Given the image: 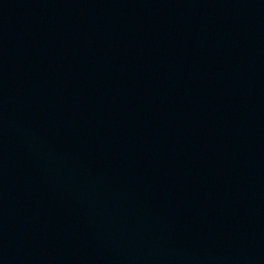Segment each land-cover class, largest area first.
Masks as SVG:
<instances>
[{"label":"water","instance_id":"water-1","mask_svg":"<svg viewBox=\"0 0 264 264\" xmlns=\"http://www.w3.org/2000/svg\"><path fill=\"white\" fill-rule=\"evenodd\" d=\"M0 264H264V0H0Z\"/></svg>","mask_w":264,"mask_h":264}]
</instances>
